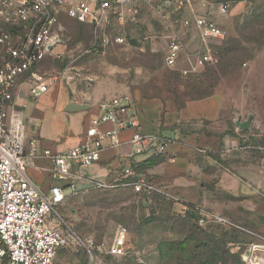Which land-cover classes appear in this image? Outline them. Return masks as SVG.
Returning a JSON list of instances; mask_svg holds the SVG:
<instances>
[{
  "label": "rangeland",
  "instance_id": "rangeland-1",
  "mask_svg": "<svg viewBox=\"0 0 264 264\" xmlns=\"http://www.w3.org/2000/svg\"><path fill=\"white\" fill-rule=\"evenodd\" d=\"M203 1L206 6L198 2L193 11L211 10L226 35L208 44L218 58L214 65L199 57L193 25L184 26L187 18L182 15H192V10L176 16L139 3V13L132 19L128 15L120 23L111 20L97 35L93 28L61 16V42L26 75L32 83L48 84L53 92L59 88L60 94L83 109L129 97L137 116L142 113V100H158L165 109L174 110L217 94L223 100L215 123L201 120L182 127L236 141L233 146L195 151L188 170L180 176L167 169L164 156L142 164L143 179L166 193L157 196L158 201L114 188L109 181L80 182L56 215L48 217L49 224L69 238L56 264H159L158 243L184 241L189 230L199 228L201 214L219 216L231 225L210 224L217 239L225 236L227 264H237V257L241 264H250L243 256L254 246L264 245V216L256 212L257 206L264 205V0ZM222 2L228 10L218 16ZM117 35L124 42L116 43ZM172 39L180 51L169 66L166 55ZM31 104L30 100L26 112ZM36 108H40L38 102ZM45 115L42 132L51 139L61 125ZM249 116V129L240 131L235 121ZM121 228L128 232L129 251L114 257L111 249ZM254 254L252 264H260L263 253Z\"/></svg>",
  "mask_w": 264,
  "mask_h": 264
},
{
  "label": "built area",
  "instance_id": "built-area-1",
  "mask_svg": "<svg viewBox=\"0 0 264 264\" xmlns=\"http://www.w3.org/2000/svg\"><path fill=\"white\" fill-rule=\"evenodd\" d=\"M198 2L206 6L203 0H0V264H56L58 253L68 247L69 238L51 226L48 217L56 215V209L76 191L78 183L85 178L84 170L97 165L105 150L122 146L123 133L130 132L131 158L163 156L171 143L159 135L140 131L136 113L129 114L133 110L129 97L101 102L100 115L90 120L84 139L66 151L52 152L28 136L14 100V90L61 42L60 17L91 27L97 35L105 31L111 20L120 23L128 15L132 19L139 13V3L157 13L171 11L178 16L183 10L193 11ZM227 10V3H219L217 15L223 16ZM213 16L211 10L199 16L193 11L191 19L183 22L184 26L191 24L197 30L198 55L210 65L216 64L218 58L208 44L226 36ZM114 40L124 42L118 35ZM179 51L180 45L172 39L166 55L169 66L176 61ZM48 86L31 82L29 100L36 103ZM104 141H108V146H104ZM42 162L47 166L42 167L39 164ZM31 168L47 173L52 183L48 191H42L30 179L27 170ZM91 180L106 182L97 178ZM111 184L147 197L166 194L142 175L134 174L131 166L121 169L119 177ZM197 224L199 227L210 224L231 227L225 219L208 214H201ZM128 251V232L121 228L111 254L120 257ZM255 251L263 253L260 264H264V245L249 249L243 258L250 264L255 263Z\"/></svg>",
  "mask_w": 264,
  "mask_h": 264
},
{
  "label": "crops",
  "instance_id": "crops-1",
  "mask_svg": "<svg viewBox=\"0 0 264 264\" xmlns=\"http://www.w3.org/2000/svg\"><path fill=\"white\" fill-rule=\"evenodd\" d=\"M195 14L198 16L203 15L199 10ZM182 16L187 19L192 17L188 13ZM30 83L28 78L25 79L23 77L14 90V100L18 105V111L22 121L25 123L28 136L35 138L39 141L42 148L50 149L52 152H63L79 144L84 139L85 130L90 120L100 115L98 105L101 102L91 106L85 105L83 106L84 109L76 107L63 93L60 94L59 88L53 92L50 90L51 86H48L47 92L37 101L40 108H36V102L33 105L31 104V109L26 112L25 107L30 101L28 98V86ZM222 100V96L214 94L205 99L186 102L181 108L174 110L165 109L164 105L158 100H142L140 102L142 113L137 116L140 131L146 135L156 134L170 140L171 144L166 148L163 156L168 161L166 164L167 169L174 175H183L188 170L191 157L195 151H212L216 150L220 144L229 146L236 144V141L220 138V136L214 134H206L203 130H191L187 133H181L177 129H173L174 126L182 125L186 122L204 120L215 123L220 118ZM133 112L134 110H130L129 114ZM45 113L58 119L61 125L60 131H57V135L51 139L42 132V122L45 121ZM32 121L37 124L31 125L30 122ZM104 128L107 129L108 126H104ZM129 138L130 132L123 133L121 135L122 146L119 149L105 150L101 155V161L97 165L83 171L85 178L82 181H90L97 178L111 182L119 177L121 169L128 167L132 163L143 162L144 158L148 159L151 157L131 158V150L128 144ZM103 144L108 146L109 143L104 141ZM39 164L42 167L47 166L45 162ZM27 173L42 191L46 192L51 187L52 183L45 171L31 168L27 170ZM256 212L264 216V205L257 206Z\"/></svg>",
  "mask_w": 264,
  "mask_h": 264
},
{
  "label": "trees",
  "instance_id": "trees-1",
  "mask_svg": "<svg viewBox=\"0 0 264 264\" xmlns=\"http://www.w3.org/2000/svg\"><path fill=\"white\" fill-rule=\"evenodd\" d=\"M207 97H204L203 99ZM181 107L182 106L178 108ZM173 129H177L181 133L189 132L185 130L182 125L174 126ZM161 157L162 155H153L142 163H132L129 166H131L132 172L134 174L142 175V172L140 171L141 166H143L142 164L148 162V160L153 161ZM130 180L133 179L130 177ZM123 190H129L130 192L134 193L131 189ZM135 195L145 196L144 194ZM151 196L152 199L159 198L157 197L159 195L153 194ZM156 201H158V199H156ZM213 230V225H207L206 227L199 228L195 227L188 231L187 238L182 242H159L157 245V252L160 258L159 264H227L230 254L228 249H226V243L223 241L225 236H222L221 239H217L214 235V232H212ZM239 259L237 257V264L242 263V261H239Z\"/></svg>",
  "mask_w": 264,
  "mask_h": 264
},
{
  "label": "water",
  "instance_id": "water-1",
  "mask_svg": "<svg viewBox=\"0 0 264 264\" xmlns=\"http://www.w3.org/2000/svg\"><path fill=\"white\" fill-rule=\"evenodd\" d=\"M252 121V116H249L245 121H241L237 119L235 121V126L240 130V131H247L251 125Z\"/></svg>",
  "mask_w": 264,
  "mask_h": 264
},
{
  "label": "bare ground",
  "instance_id": "bare-ground-1",
  "mask_svg": "<svg viewBox=\"0 0 264 264\" xmlns=\"http://www.w3.org/2000/svg\"><path fill=\"white\" fill-rule=\"evenodd\" d=\"M47 92V91H46Z\"/></svg>",
  "mask_w": 264,
  "mask_h": 264
}]
</instances>
